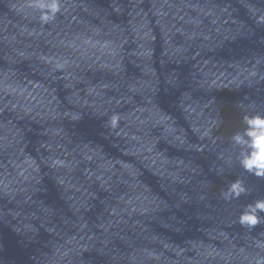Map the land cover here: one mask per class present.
<instances>
[{"label": "water", "instance_id": "water-1", "mask_svg": "<svg viewBox=\"0 0 264 264\" xmlns=\"http://www.w3.org/2000/svg\"><path fill=\"white\" fill-rule=\"evenodd\" d=\"M253 11L264 0H61L42 25L33 0H0V264L264 255L251 238L264 224L232 226L264 179L228 139L243 127L237 103L264 114ZM238 177L249 194L225 202Z\"/></svg>", "mask_w": 264, "mask_h": 264}, {"label": "clouds", "instance_id": "clouds-1", "mask_svg": "<svg viewBox=\"0 0 264 264\" xmlns=\"http://www.w3.org/2000/svg\"><path fill=\"white\" fill-rule=\"evenodd\" d=\"M33 3L40 10L42 25L54 21L57 13L60 12L61 0H33ZM253 17L256 24L264 25V12L257 14L256 11H253ZM261 78L264 79V77ZM236 107L242 114L241 124L243 127L228 137L233 150L238 149V154L235 157L236 162H238L243 172L258 179H264V114L248 112L243 101L237 103ZM119 120L120 116L118 114L112 115L109 120L111 128H117ZM222 123L223 121L218 115L215 129L219 130ZM204 137H209L212 143H216V139H218V137L212 136L211 130H205L201 135V139ZM217 158L223 159L222 154ZM213 171L217 176L224 175L223 169L215 170L210 167L209 172ZM249 192L245 180L238 177L221 189L219 195L225 202H230L239 199L242 195L249 194ZM184 195L186 197L187 194ZM200 198L204 199L205 195L202 194ZM261 213H264V198H258L245 205L238 217L232 222V226L239 224L241 228L251 233L257 225L264 224V216L260 215ZM251 238L256 248L264 250V232L259 233L257 237L251 236ZM145 251L148 259L159 260V254L155 251ZM240 251L243 252L244 248H241ZM248 264H264V255L257 254L255 257L249 258Z\"/></svg>", "mask_w": 264, "mask_h": 264}]
</instances>
